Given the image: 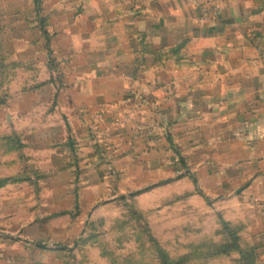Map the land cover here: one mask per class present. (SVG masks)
<instances>
[{
    "label": "crops",
    "instance_id": "0c3cea01",
    "mask_svg": "<svg viewBox=\"0 0 264 264\" xmlns=\"http://www.w3.org/2000/svg\"><path fill=\"white\" fill-rule=\"evenodd\" d=\"M5 6L14 12L1 18L15 23L1 27L0 53L22 72L7 88L4 120L36 171L57 183L46 196L69 201L57 220L0 232V264H66L70 250L58 242L77 236L71 199L88 210L110 179L121 189L125 181L177 189L181 226L193 202L199 237L222 243V220L264 264V0ZM180 158L185 176L169 179ZM240 260L235 252L207 264Z\"/></svg>",
    "mask_w": 264,
    "mask_h": 264
},
{
    "label": "rangeland",
    "instance_id": "374dc122",
    "mask_svg": "<svg viewBox=\"0 0 264 264\" xmlns=\"http://www.w3.org/2000/svg\"><path fill=\"white\" fill-rule=\"evenodd\" d=\"M38 7L41 9L42 6ZM30 8L31 6L26 4V11ZM40 11L43 15V10ZM13 12L12 6H5L4 10L0 11V33L1 27L5 29L7 24L11 27L15 23L14 18L2 19L1 15ZM16 18L15 16V20ZM42 34L43 53H46L49 41L44 25ZM2 39L0 35V42ZM8 61L9 58L0 53V232L14 233L18 231L15 230L16 226L28 228L38 220L45 221V218L57 220L58 206L69 200L46 196L43 190L52 188L57 183L45 181L44 175L36 171L32 159L26 155L27 151L25 154V150L13 141L17 135L9 131L4 120L7 88L15 75L17 77V73L22 72V68L17 63L6 67V64H11ZM172 168L174 175L169 179L185 176L186 169L181 164ZM28 177L33 179H27ZM4 180L6 182H3ZM122 183H125L126 187L121 189V182L114 179L106 181L99 204L91 206L88 210H83L84 200L81 202V197L74 196L71 199L74 206L68 213L72 221L78 218L77 236L73 241L58 242V247L70 250V253L67 252L66 264H160L162 256H167L170 264L209 262L203 258L212 255L219 244L212 239L204 240L199 237V229L194 228L199 222L197 217H194L193 202L189 204L191 207L186 215L189 227L185 228L179 223L183 222L184 218L179 221L181 209L177 207V189L170 187L161 191V181L137 182L136 188L133 186L134 182ZM141 191L143 192L134 195ZM97 207L100 208L95 210ZM168 207L169 210L166 211L165 208ZM199 207L198 205L196 210ZM140 208H146L148 211ZM205 220L207 223L212 222L209 214L205 215ZM19 231L20 235L25 236L27 229ZM81 232L85 236L81 235ZM218 233L216 238L222 234L221 240L224 242L223 233ZM217 264L230 262L220 261Z\"/></svg>",
    "mask_w": 264,
    "mask_h": 264
},
{
    "label": "trees",
    "instance_id": "16d2710c",
    "mask_svg": "<svg viewBox=\"0 0 264 264\" xmlns=\"http://www.w3.org/2000/svg\"><path fill=\"white\" fill-rule=\"evenodd\" d=\"M13 141H15V143L19 144V147L22 148L21 144H20V140L19 137L14 136ZM180 164L183 166L184 169H188L186 167V165L184 164V161L180 158L179 159ZM8 181V180H7ZM3 182H6L5 180ZM5 183H3L4 185ZM141 192H138L134 195H138ZM60 215H64V214H60ZM59 216V215H58ZM221 225L223 230L221 231L224 235V239L225 241L222 243H219V245L217 246V248L215 250H213L214 252H212V255H210L209 257H205L203 258L204 260L208 261L211 258H215V257H219V256H224V255H229L231 253H239L241 255V260L243 261L244 264H253V259H254V253L253 251H243L241 250L240 246H239V237L237 235V233L230 229V227L228 226L227 223H225L224 221L221 220ZM219 234V233H217ZM222 235V234H220ZM160 264H170L169 258L167 256H162L161 258V263ZM176 264V263H174ZM180 264V263H177Z\"/></svg>",
    "mask_w": 264,
    "mask_h": 264
}]
</instances>
